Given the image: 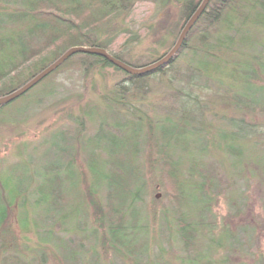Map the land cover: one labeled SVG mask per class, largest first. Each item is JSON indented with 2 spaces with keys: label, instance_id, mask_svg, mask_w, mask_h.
<instances>
[{
  "label": "rangeland",
  "instance_id": "obj_1",
  "mask_svg": "<svg viewBox=\"0 0 264 264\" xmlns=\"http://www.w3.org/2000/svg\"><path fill=\"white\" fill-rule=\"evenodd\" d=\"M180 11V6L174 0H168L167 4L156 0L138 1L125 22L119 21L130 32H121L111 49L132 65L153 61L179 38L183 30ZM249 13L252 22H264V11ZM221 34L224 35L225 31ZM231 34L238 37L233 45L237 52L227 53L219 61L212 60L210 67L212 71L219 68L215 76L223 78L226 85L235 84L244 93L254 94V90H258V99L264 106V73L258 67V61L253 59L255 53L264 62V49L259 50V44H264V27L247 28L244 32L247 41L241 40V35L233 32L227 35ZM133 36L138 39L133 40ZM6 54L0 51V57ZM180 54L165 73L135 84L123 80L125 73L113 66L97 64L84 72L77 63L68 65L6 107L0 115V181L3 173L11 176L18 185L19 200L25 205L22 208L19 204L11 207L7 228L12 234H4L0 229V240L6 237L7 242H10L8 253L20 255L23 262L29 264H203L208 260L213 264H264V110L235 107L237 101H245L242 94L234 98L233 94H226L213 82H206L207 87L203 90L197 87L194 90L207 129L201 133V138H195L196 144L188 145L187 153L184 154L197 158L206 154L209 164L215 167L219 193L213 194L211 202L202 208L194 203L189 206V210L186 209L191 212V219L199 220L200 214L206 222L197 233L196 247L189 251L184 249L176 233V212L172 203L164 189L159 187L147 162L143 164L146 187L142 201L138 203L143 230L131 242V245L133 242L137 245L134 253L127 249L115 252L103 244L102 230L95 223L93 209L88 205L89 197H86L85 191L93 175L89 169L86 145L79 143L80 154L77 158L82 177L78 175L77 166L71 169L66 165L67 162L64 163L65 153L58 151V148L65 146L59 136L55 140L56 154L44 153L46 140L54 132L64 130L74 134L80 130L74 119L70 118V110L96 107L99 115L95 117V122L83 117L84 139L96 134L102 115L112 124L118 118L137 119L135 113L139 109L151 117L154 123L164 120L168 115L175 116L180 105L178 97L185 93L182 90H185L190 74L197 71L195 62L198 64L202 60V50L185 49ZM77 60L80 58L76 57L74 62ZM251 65L257 69L258 75L248 79L247 72ZM115 85L124 89L126 98L121 101L123 104H113L116 110L110 111L108 103L114 102L105 101L103 95L113 91ZM128 101L131 106L127 105ZM183 106L190 110L196 108L191 102L183 103ZM242 118L247 126L254 127L253 134L249 127L246 129L241 123ZM109 125L107 128L115 132V128ZM238 129L243 131L241 135L223 139L224 133L230 131L234 134ZM99 141L104 148H114L109 140L98 138L89 143L90 147L98 145ZM93 157L98 158L96 154ZM46 160L64 164L60 173L64 177L62 193L66 192L67 197L62 207L58 206L55 216L58 219L67 216L68 223L80 227L85 223L83 217L86 211L90 231L96 229L98 237H101L95 250L91 248V245H95L94 240L84 244L82 232L64 230L66 226L60 223L53 227L56 240L45 233L48 227L44 224L39 222V227L33 226V221H39L43 208L52 202V199L48 202L43 200L49 194L48 188L43 189L45 175L54 174H47ZM186 163L188 166L189 162ZM68 174H75L74 185L65 180ZM1 192L0 188V210L5 205L6 197ZM96 197L98 200L104 199L105 190L100 189ZM27 219L29 230L23 231L21 226ZM69 227L71 225L67 224L66 228ZM44 239L54 242L39 247ZM76 245L81 246L78 249ZM74 257L76 261H73Z\"/></svg>",
  "mask_w": 264,
  "mask_h": 264
},
{
  "label": "trees",
  "instance_id": "obj_2",
  "mask_svg": "<svg viewBox=\"0 0 264 264\" xmlns=\"http://www.w3.org/2000/svg\"><path fill=\"white\" fill-rule=\"evenodd\" d=\"M0 1V29L5 30L0 32V51L7 53L5 57H0V98L25 85L74 46L102 47L127 62L122 55L112 50L111 46L121 32L129 31L123 25L124 23L120 25L119 21L125 22L126 16L140 0ZM156 1L167 4L168 0ZM174 2L180 6L184 21L191 16L199 0H174ZM257 10L264 11V0H210L203 14L189 31L183 46L176 54V59L149 73L131 74L119 69L102 55L76 53L51 74L53 75L65 66L75 63L82 66L84 72L98 64L100 66H113L122 70L125 73L123 80H127L128 84L142 83L156 74L165 73L166 69L175 63L181 55L180 53L185 49H197L198 52L202 50L201 62L194 64L197 71L190 74L185 84V90H182L185 93L178 97L180 98V105L174 113L175 116L168 115L164 120L154 123L151 117L139 109L135 113L137 119L121 120L118 118L112 124L107 117L102 115L103 119L100 120L96 134L84 139L82 134L83 117L95 122L99 115L96 107L87 106V108H79L77 111L70 110V118L74 119L73 121L79 126L78 132L69 134L68 131L58 130L46 140L47 142L45 141L47 147L44 149V153L48 155L56 154L55 140L57 136L64 141L65 147L58 148V151L61 150L62 153H65L64 163L67 162L66 165L71 169L77 166V158L80 154L79 143L83 146L86 145L88 151L85 150L88 152L89 169L93 179L85 193L86 197H89L88 205L94 212V221L102 230L103 244L107 245L110 250L120 252L122 249H127L134 253L133 250L136 249L135 242L132 243L134 246L131 245V242L135 237L137 239L140 235L138 233L143 230L138 203L142 201V193L146 187V175L143 169L145 162L150 165L153 177L158 182L159 187L164 189L165 195L172 203V208L176 212V233L182 240L184 249L189 251L196 247L197 233L206 225L205 217L199 214L200 219L193 220L191 219V212L189 213L186 209L189 210V206L194 203L200 208L210 203L213 194L219 193V185L215 167L209 164L206 154L200 158L184 154L187 153L188 145L196 144L195 138H199L201 133L207 129V125L201 118L199 99L198 96H195L194 90L197 88L203 90L207 87L206 82H213L218 89H222L226 94L229 92L230 95L233 94L234 98L238 97L239 94L245 97V101H237L238 105L235 107L238 109L257 107L264 110V106L257 96L258 90H254V94L244 93L235 84L226 85L223 78L215 76L219 68H214L212 71L213 68L210 67L212 60L219 61L227 53L237 52L233 45L238 37H234L232 34L227 35L228 33L233 32L235 35H241L240 39L247 41L244 34L247 28L264 27V22L251 21L249 12ZM182 27H184V22ZM223 31H225L224 35L221 34ZM132 39L137 40L138 38L133 36ZM175 43L176 41L170 43L167 51L162 55L167 53ZM6 44L9 45L6 46ZM259 48H261L260 51H263L264 44H259ZM194 54L197 55V53ZM76 57L80 60L74 62ZM259 57L257 54H253V59L258 61L257 65L264 73V62L260 61ZM148 64L150 63L130 65L139 68ZM249 69V73L247 72L248 79L258 75L257 69L253 65ZM123 92L124 89L121 90L118 85H115L113 91L104 93L105 101L114 102L108 103L109 108H111L110 111L116 110L113 108V104L119 105L126 98ZM134 96L139 95L135 94ZM187 102H191L196 108L194 110L186 109L183 103ZM11 103L13 101L0 104V115ZM127 105L131 106V102ZM244 121L242 118L241 123L247 129L249 126ZM108 125L114 127L115 132L108 129ZM249 129L253 134L254 127H249ZM233 133L229 131L224 133L222 137L226 140L234 135H241L243 131L238 129ZM246 135L247 132L244 136L246 137ZM97 138L109 140L114 148H104L100 141L98 145L91 148L89 143ZM94 154L97 155V159L93 157ZM186 162H189L188 166ZM44 164L47 174L50 172L55 174L45 175L46 178L43 183V189H49V194L45 195L43 200L48 202L52 199V202L43 208L44 214H39L40 219L33 221V226L39 227L40 223L44 224L48 227L45 233L55 239L53 227L57 223L63 227H67V224L71 225L69 228L65 227L64 230L82 232L83 243L94 240L95 245H91V248L95 250L101 237H98L96 229L90 231L86 211L83 217L85 223L81 224L80 227H73L72 224L68 223L67 216L64 219H58L55 216L58 206L61 208L67 197L66 192L62 193L64 177L60 173L64 164H55L53 161L48 162V160ZM77 169L79 171L77 174L82 177V172L78 166ZM74 175L68 174L65 179L71 185H74ZM2 177L0 188L1 193H5L6 197L4 198L5 205L0 210V229L4 234H12L7 228L11 207L14 204H19L18 206L21 208L25 205L19 200L20 192L14 179L4 173ZM100 189L105 190V197L102 200H98L96 197ZM37 202L39 205L38 200ZM192 215L194 216V214ZM25 221L21 226L23 231L29 230V220ZM6 239L5 237L0 240V264H29L23 262L20 255L8 253L10 242H7ZM50 242L54 241L44 239L39 247H45ZM61 242L64 243V241ZM69 244L74 245L73 243ZM79 246L81 245H76L77 248ZM73 261H76L75 257ZM203 264H213V262L208 260Z\"/></svg>",
  "mask_w": 264,
  "mask_h": 264
},
{
  "label": "water",
  "instance_id": "obj_3",
  "mask_svg": "<svg viewBox=\"0 0 264 264\" xmlns=\"http://www.w3.org/2000/svg\"><path fill=\"white\" fill-rule=\"evenodd\" d=\"M210 0H203L199 9L197 12L192 16V18L187 22V24L184 26L178 40L174 44V47L155 60L153 63L149 65H145L143 67H133L126 61L116 57L115 55L111 54L107 49L98 47V46H75L70 48L64 55H62L59 59H57L55 62L50 64L48 67H46L44 70H42L40 73H38L32 80L27 82L25 85L20 87L19 89L13 91L9 95L0 98V104H5L8 102H11L15 100L16 98L22 96L23 94L27 93L31 88H33L39 81H41L43 78H45L47 75L55 71L62 63H64L67 59H69L72 55L76 53H90V54H99L108 59L113 65H116L123 69L126 72H129L131 74H144L149 73L155 70H158L164 65H168L171 61L176 59V54L180 50L181 46L183 45L189 31L197 21V19L201 16L203 11L208 6ZM160 196V193L157 194V197Z\"/></svg>",
  "mask_w": 264,
  "mask_h": 264
},
{
  "label": "bare ground",
  "instance_id": "obj_4",
  "mask_svg": "<svg viewBox=\"0 0 264 264\" xmlns=\"http://www.w3.org/2000/svg\"><path fill=\"white\" fill-rule=\"evenodd\" d=\"M199 7H200V5H199ZM199 7H198V8H197V7L195 8L196 12H197V10L199 9ZM203 12H204V11H203ZM202 14H203V13H202ZM202 14H201V15H202ZM78 46H84V45H78ZM182 46H183V45H182ZM182 46H181V47H182ZM74 47H75V46H74ZM173 47H174V45H173ZM173 47H172V48H173ZM172 48H171V49H172ZM171 49H170V50H171ZM180 49H181V48H180ZM170 50H169V51H170ZM67 51H68V50H67ZM169 51H168V52H169ZM109 52H110V51H109ZM65 53H66V52H64V54H65ZM110 53H111V52H110ZM64 54H63V55H64ZM111 54H112V53H111ZM165 54H166V53H165ZM74 55H75V54H74ZM61 56H62V55H61ZM61 56H60V57H61ZM72 56H73V55H72ZM72 56H71V57H72ZM162 56H163V55H162ZM58 59H59V58H58ZM67 60H68V59H67ZM67 60H66V61H67ZM66 61H65V62H66ZM173 61H174V60H173ZM194 61H195V60H194ZM54 62H55V61H54ZM65 62H64V63H65ZM153 62H154V61H153ZM153 62H149V63L151 64V63H153ZM52 63H53V62H52ZM52 63H51V64H52ZM62 64H63V63H62ZM62 64H61V65H62ZM61 65H60V66H61ZM148 65H149V64H148ZM60 66H59V67H60ZM115 66H116V65H115ZM59 67H58V68H59ZM116 67H118V66H116ZM133 67H134V66H133ZM118 68L121 69L120 67H118ZM53 72H54V71H53ZM53 72H52V73H53ZM52 73H50L49 75H47L45 78H43V79H42L41 81H39L37 84H39V83H41V82L43 83L44 81H46V79H48ZM34 77H35V76H34ZM34 77H33V78H34ZM33 78H32V79H33ZM32 79H31V80H32ZM37 84H36V85H37ZM36 85H35V86H36ZM35 86H34V87H35Z\"/></svg>",
  "mask_w": 264,
  "mask_h": 264
},
{
  "label": "flooded vegetation",
  "instance_id": "obj_5",
  "mask_svg": "<svg viewBox=\"0 0 264 264\" xmlns=\"http://www.w3.org/2000/svg\"><path fill=\"white\" fill-rule=\"evenodd\" d=\"M202 1L203 0H199V3H198V5H197V8L199 7V5H201V3H202ZM180 13H181V11H180ZM196 13V10H194L193 12H192V14H191V16L186 20V19H184V26L187 24V22L192 18V16L194 15Z\"/></svg>",
  "mask_w": 264,
  "mask_h": 264
}]
</instances>
